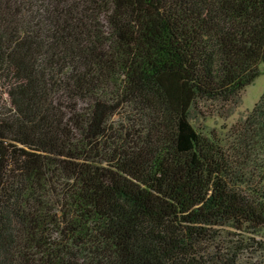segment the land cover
Masks as SVG:
<instances>
[{"label": "trees", "instance_id": "16d2710c", "mask_svg": "<svg viewBox=\"0 0 264 264\" xmlns=\"http://www.w3.org/2000/svg\"><path fill=\"white\" fill-rule=\"evenodd\" d=\"M264 0H0V264H264ZM204 117V116H203Z\"/></svg>", "mask_w": 264, "mask_h": 264}, {"label": "rangeland", "instance_id": "374dc122", "mask_svg": "<svg viewBox=\"0 0 264 264\" xmlns=\"http://www.w3.org/2000/svg\"><path fill=\"white\" fill-rule=\"evenodd\" d=\"M259 69L260 76L236 96L225 101L201 102L198 109L204 117L200 116V121L207 119L205 124L210 129H229L232 125L241 124V120L246 118L264 93V62Z\"/></svg>", "mask_w": 264, "mask_h": 264}]
</instances>
